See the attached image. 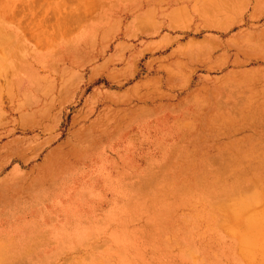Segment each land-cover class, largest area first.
<instances>
[{
	"label": "crops",
	"instance_id": "crops-1",
	"mask_svg": "<svg viewBox=\"0 0 264 264\" xmlns=\"http://www.w3.org/2000/svg\"><path fill=\"white\" fill-rule=\"evenodd\" d=\"M82 3L81 26L75 14L66 23L83 59L68 65L61 46H37L9 80L0 75V100H12L23 132L0 138V264L65 258L98 193H117L108 177L98 186L100 160L84 161L88 170L75 176L83 181L66 184L64 155L53 158L65 154L67 100L86 86L84 112L105 106L84 129H113L109 112L125 115L151 142L155 163H264V0Z\"/></svg>",
	"mask_w": 264,
	"mask_h": 264
},
{
	"label": "rangeland",
	"instance_id": "rangeland-1",
	"mask_svg": "<svg viewBox=\"0 0 264 264\" xmlns=\"http://www.w3.org/2000/svg\"><path fill=\"white\" fill-rule=\"evenodd\" d=\"M82 4L0 0V75L9 80L22 54L37 46L49 53L61 46L68 65L83 59L86 52L72 48L75 30L66 23L75 14L79 25ZM89 87L67 100L59 130L65 154L53 158L64 155L66 184L83 181L75 176L88 170L84 161L100 160L94 171L98 186L108 177L117 193H98L96 216L86 220L81 241L67 243L66 257L50 264H264V163H155L151 142L125 115L109 112V120L118 123L113 129H84L82 123L105 106L98 100L84 112ZM11 107L12 100H0V124L9 123L0 125V138L23 133Z\"/></svg>",
	"mask_w": 264,
	"mask_h": 264
}]
</instances>
